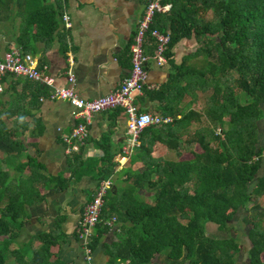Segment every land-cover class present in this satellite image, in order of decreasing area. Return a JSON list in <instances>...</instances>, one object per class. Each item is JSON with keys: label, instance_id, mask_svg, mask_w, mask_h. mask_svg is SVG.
<instances>
[{"label": "trees", "instance_id": "16d2710c", "mask_svg": "<svg viewBox=\"0 0 264 264\" xmlns=\"http://www.w3.org/2000/svg\"><path fill=\"white\" fill-rule=\"evenodd\" d=\"M38 1L25 15V0H0V19L11 6L18 10L13 40L22 52L28 37L50 40L55 34L64 52L59 1ZM161 2L169 6L154 13L149 26L166 28L169 39L165 56L180 37L193 36L197 43L188 56L192 61H169L173 71L165 85H179L178 92L189 93L192 98L181 107L177 118L171 114V122L140 129L133 154L123 153L129 157L121 170L124 172L111 177L115 161L107 152L106 136H102L101 157L69 161L72 170L78 165L81 169L59 178L58 186L63 188L81 174L95 181L113 179L102 196L90 240L92 251L100 246L97 251L105 256L103 264L120 260L126 264H152L153 258L165 264H234L240 245L237 236L229 233L227 222L239 208L245 212L240 218L247 225L245 264H264V200L261 205L254 201L264 197V170L256 173L264 160V0ZM18 83L19 90L9 92L8 100L1 98L0 91V153L4 156L3 160L0 156V264H65L57 256L53 233L29 234L38 241L31 249V238L25 239L22 231L26 207L42 199L37 183L45 178L38 172L41 164L34 154H25L24 116L29 114L25 110V78ZM162 88L159 90L165 91ZM208 89L205 103L198 109L194 96ZM241 93L245 95L243 101ZM164 107L171 110L168 105ZM38 121L32 118L30 136L40 132ZM194 122L197 124L189 129ZM183 130L185 135L180 141ZM192 143L198 150L192 148ZM156 147L158 153L164 147L174 149L176 158L153 155ZM22 153L24 160H18ZM133 161L141 166L131 168ZM25 167L28 172L22 175ZM111 216L112 230L105 223ZM206 222L215 224L221 235L205 234ZM108 230L113 238L105 240Z\"/></svg>", "mask_w": 264, "mask_h": 264}, {"label": "crops", "instance_id": "0c3cea01", "mask_svg": "<svg viewBox=\"0 0 264 264\" xmlns=\"http://www.w3.org/2000/svg\"><path fill=\"white\" fill-rule=\"evenodd\" d=\"M58 1L61 11H65L69 15L71 22L68 29L60 27L59 29L64 35V52L67 49V40L72 53L71 71L74 75V91L81 97L91 98L114 89L129 68L128 44L135 32L145 0ZM38 2V0H25V15ZM15 10H17L15 6L4 10L5 16L2 20L0 19V55L3 51L17 46L13 36L18 29L19 15L15 13ZM31 29H34L33 25ZM165 29L160 30L166 31ZM57 36L56 34L52 35L50 40L28 37L25 52L32 54L37 66H45L46 72L53 76L55 84H62L65 55ZM153 44L152 38L145 34L142 39V49L147 55L146 78L142 84L130 92V96L139 110L167 116L171 122V114L175 113L174 116L177 118L181 107L188 102L190 96L188 93H179V85L178 87L165 85L169 72L173 71L169 61L174 64H178L180 61L187 64L192 61L193 59L188 56L195 49L197 43L193 36L180 37L171 45L167 57L163 52L165 62L161 64L155 63L152 58ZM20 78L16 75H4L1 79V98L3 100L9 99V92L19 90V83L16 84V81ZM163 85L164 88H162ZM159 88L165 89V91H160ZM47 92V86L25 78V110L29 112L24 116L26 122L24 134L25 142H27L25 154H34V158L41 164V169L38 172L44 175L45 180H40L39 185L37 183L42 199L26 207L27 215L22 231L25 230V239L31 238V249L38 245V241L29 234L53 233L57 238L56 253L60 260L65 264H87L84 260L82 244L76 236V225L82 205L92 193L95 180L88 174H81L77 179L67 181L65 186L60 189L59 178H67L69 172H77L81 169V165H78L72 170L69 161H75L77 158L84 161L101 157L102 150L99 140L102 136H106L104 140L108 143L107 152L111 160L115 161L114 173L111 174V177H114L117 172H124L121 170L129 159L128 156L120 153L121 146L125 144L127 136L125 112L119 106L93 113L89 124L86 125L87 135L82 143L76 149L67 151L61 140V134L67 132L78 119L71 116V107L66 100L50 99L47 97ZM165 105H168L171 110L164 107ZM32 118H36L40 123V132L35 136H30L28 133L32 127ZM195 124L197 123H190L188 128ZM182 132V136L179 137L180 141L185 135V131ZM158 144L162 146L161 143ZM183 144L180 142V145ZM132 147H130L129 156L135 150V147ZM159 152L156 147L152 154L162 155V158L167 159L176 158L174 149L164 147ZM0 156L3 160L2 153ZM181 156H184L183 152H181ZM18 160H24V153L19 155ZM129 166L139 168L141 164L139 161H133ZM21 172L27 174L28 168H23ZM111 180L113 179L111 178ZM45 181L48 182L47 185H45ZM112 236L113 234L108 237L104 234L103 239L113 238ZM98 249L95 250L96 253H93V262L103 264L105 256L97 251ZM98 254L99 259H96Z\"/></svg>", "mask_w": 264, "mask_h": 264}, {"label": "built area", "instance_id": "2783aa9c", "mask_svg": "<svg viewBox=\"0 0 264 264\" xmlns=\"http://www.w3.org/2000/svg\"><path fill=\"white\" fill-rule=\"evenodd\" d=\"M168 6L167 2H161V0H146L144 2L142 13L136 23L135 32L128 44L129 68L114 89L91 98L81 97L74 91V75L71 71L73 58L69 42L66 40L67 49L64 52L62 84H55L53 76L46 72L45 66L36 65L32 54L22 52L18 46H14L3 51L0 55V91L2 89V76L5 73H10L47 86V97L50 99L60 98L66 100L71 107V116L78 119L67 132L61 134V140L67 151L76 149L82 143L87 135L86 125L89 124L93 113L120 106L125 112L127 134L120 153H127L130 147L136 144L137 135L142 127L170 121L167 116H159L145 110H139L130 96V92L142 84L146 78L145 62L147 55L144 54L142 49V39L145 34H148L154 42L152 58L155 63L165 62L163 52L169 39L168 33L155 26L150 27L149 24L154 13L163 12ZM60 22L63 29H68L71 25L69 15L65 11L60 13ZM110 185V177L98 180L91 197L83 204L79 214L76 234L82 244L84 260L87 264H93L92 250L89 245L92 228L99 219L98 214L102 196ZM112 222L113 216L107 219L105 223L110 225ZM115 264H126V261L120 260Z\"/></svg>", "mask_w": 264, "mask_h": 264}, {"label": "rangeland", "instance_id": "374dc122", "mask_svg": "<svg viewBox=\"0 0 264 264\" xmlns=\"http://www.w3.org/2000/svg\"><path fill=\"white\" fill-rule=\"evenodd\" d=\"M210 14H209V11H207V13H206V16H209ZM208 91H209V89L208 90H206V91H204V92H202L198 97L197 96H194V99H195V101H196V106L195 107H197L198 109H200V108H202L203 107V105H204V103H205V98H206V95H207V93H208ZM188 95H189V93H188ZM190 96V95H189ZM240 96H241V99H242V101H243V99L245 98L244 96V94L243 93H241L240 94ZM189 98H192L191 96L189 97ZM261 108L263 109V111H264V105H261ZM6 122V125L8 124L9 125V123H8V121H5ZM200 123H203V121L202 122H200ZM199 124V123H198ZM196 125V124H195ZM194 125V126H195ZM194 126H192L191 128H189V129H192ZM258 126H259V123H258ZM259 129H260V127H258ZM260 132V131H259ZM258 132V133H259ZM182 134V133H181ZM182 136V135H181ZM212 145H214V143H211ZM192 148L193 149H195V150H198V146H197V144H195V143H192ZM175 151V150H174ZM162 156V155H161ZM163 157V156H162ZM263 170H264V160L261 162V165H260V167L258 168V170L256 171V173L257 174H259V173H261V172H263ZM22 175L24 174V172H22L21 173ZM253 181H254V179H252V180H250L249 181V183H248V188L251 186V184L253 183ZM257 201V203L259 204V205H261L262 204V201L264 200V197L263 196H259V197H257L256 199H254V201ZM250 205V201H248L247 203H246V206L248 207ZM245 212H244V210L243 209H241V208H239V209H237V211L232 215V217H231V219L227 222V224H229V228H228V231H229V233L230 234H232V235H234V236H237V238H238V242H239V245H240V250H239V252L236 254V257H235V263L234 264H245L246 262H247V259H246V257H245V249H246V247H247V245H248V241H247V238H246V236H245V234H244V230H245V227L247 226L246 224H244L243 222H242V220H241V215H243ZM114 228V226H112L111 227V230ZM111 230H108L107 232H106V235H107V237L108 236H110L112 233H111ZM204 233L205 234H208V235H216V236H219V235H221V231L220 230H217L216 228H215V224H213V223H211V222H206L205 224H204ZM113 237V236H112ZM108 239V238H107ZM93 251H95V250H93ZM93 251H91V254L93 253ZM99 257V254H98V256L96 257V259H99L98 258ZM161 258V257H160ZM152 261H155L154 263H152V264H156V262L158 263V264H165L161 259H159V258H153L152 259ZM93 264H95L94 262H93Z\"/></svg>", "mask_w": 264, "mask_h": 264}, {"label": "clouds", "instance_id": "9594fccd", "mask_svg": "<svg viewBox=\"0 0 264 264\" xmlns=\"http://www.w3.org/2000/svg\"><path fill=\"white\" fill-rule=\"evenodd\" d=\"M122 156H123V155H122ZM97 182H98V181H95V185H96ZM95 185H94V187H93L92 193H93V191H94ZM92 193H91V195H92ZM104 194H105V193H104ZM91 195H90V197H91ZM90 197H89V198H90ZM89 198H88L87 200H89ZM87 200H86V201H87ZM86 201H85V202H86ZM85 202H84V203H85ZM84 203H83V204H84ZM82 206H83V205H82ZM81 209H82V208H81ZM99 210H100V209H99ZM98 215H99V214H98ZM112 224H113V222H112L110 225H108V226H111ZM76 227H77V225H76ZM111 227H112V226H111ZM92 233H93V228H92ZM92 233H91V234H92ZM76 236H77V234H76ZM90 240H91V239H90ZM89 245H90V243H89ZM92 258H93V253H92ZM92 263H93V259H92Z\"/></svg>", "mask_w": 264, "mask_h": 264}]
</instances>
